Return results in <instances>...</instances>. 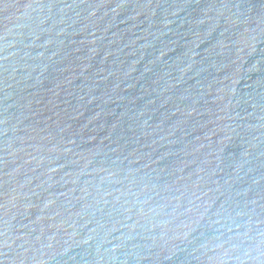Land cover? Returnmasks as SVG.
Returning a JSON list of instances; mask_svg holds the SVG:
<instances>
[{
  "label": "water",
  "instance_id": "obj_1",
  "mask_svg": "<svg viewBox=\"0 0 264 264\" xmlns=\"http://www.w3.org/2000/svg\"><path fill=\"white\" fill-rule=\"evenodd\" d=\"M0 264H264V0H0Z\"/></svg>",
  "mask_w": 264,
  "mask_h": 264
}]
</instances>
